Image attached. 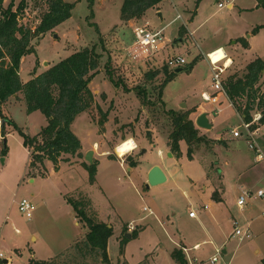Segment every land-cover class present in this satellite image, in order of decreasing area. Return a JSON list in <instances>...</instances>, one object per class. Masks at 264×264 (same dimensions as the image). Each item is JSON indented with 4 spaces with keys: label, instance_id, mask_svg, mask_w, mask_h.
<instances>
[{
    "label": "rangeland",
    "instance_id": "1",
    "mask_svg": "<svg viewBox=\"0 0 264 264\" xmlns=\"http://www.w3.org/2000/svg\"><path fill=\"white\" fill-rule=\"evenodd\" d=\"M64 1L74 5L72 17L53 32L32 41L35 52L22 60L20 76L23 82H28L35 74L44 73L74 53L88 47L97 48L102 56L101 68L90 85L95 101L91 110L78 116L71 126L72 133L80 140L84 151L93 148L95 143L101 147L97 153V181L91 183L89 173L83 167L87 153L80 157L62 155L57 164L60 168L56 171L57 165L53 162L46 159L40 163L33 158L35 147L26 148L22 137L12 125H6L3 137V120L0 118V264H5L4 261H7L6 264H29L35 255L37 261H46L49 256L64 253L67 246L63 239L75 235V231L80 234L88 232L83 225L74 228L75 211L68 202L69 198L78 201L86 194L93 198L95 206L112 214V223L121 227L146 216L148 219L145 223L152 224L147 225V229L154 227L153 230L159 234L155 216L145 212L144 208H151L158 214V219L167 223L165 215L173 218V214H176L174 225H167L165 229L172 227L176 234H180V239L189 249L191 264H264V237L257 240L255 233L244 241L231 237L235 229L233 215L238 221L250 222H258L264 216V198H257L256 195L248 201L247 208L250 210L246 212V216H237L239 195L245 190L256 194L264 189L263 183L255 187L254 191L252 188L255 179L251 176L245 180V189L240 188L242 181H238V175H244L249 170V165L243 164L242 169H238L237 164L247 159L253 161L256 156L248 141L238 139L239 144L231 147L221 146L214 141L202 144L196 148L194 160L188 158L185 143L181 145L182 156L171 158L168 142L173 129L169 112H193L197 105L205 104L200 92L204 86L211 84L212 74L207 53L220 46L228 50L235 47V42L242 47L241 38L247 39L251 35L254 37L249 38L252 50L245 55H236L235 66L226 73V78L234 74L243 76L250 63L256 59L264 60V9L258 7L257 0H165L160 5V12L148 11L139 26L149 24L153 31L165 28L164 35L169 48L144 60L133 58V32L125 29L126 35H121L123 0H95L93 9L88 0ZM228 2L234 4L233 11L227 6L219 8V4ZM19 3L20 0H16L15 5L18 6ZM8 4L9 0H5V5ZM199 8L201 11L197 15ZM239 8L247 10L241 11ZM27 15L29 23L36 25L37 12L34 14L33 11H27ZM179 16L183 19L179 20ZM258 27L261 28L256 31ZM178 56H187L190 64L195 60L197 63L188 73L176 74V70L168 69L175 77L163 89L161 86L166 80L164 68L170 58ZM223 57L225 52L221 49L212 55L214 61ZM108 70L119 86L110 81ZM149 73L157 74L149 80ZM261 89L262 93L264 79ZM140 91L142 95L138 94ZM143 98L151 105L144 104ZM239 102L240 105L245 104ZM220 103L222 106L207 104L212 109V121L216 117L213 109L223 108V112L217 117L218 124L215 121V128L209 134L213 139L219 136L226 139L234 129L243 125L241 115L233 105L234 108L229 106L226 98L222 97ZM2 113L30 137L39 135L48 126L47 118L40 112L27 113L20 94L3 105ZM104 115L107 118L102 126L100 123ZM190 117L193 120V113ZM259 118L260 115L255 114L253 121ZM254 126L262 128L256 139L264 152V126L259 120ZM149 131L151 135L148 134ZM200 131L203 134L207 130ZM129 138H134L137 143L134 153L120 157L113 150L111 157L102 158L99 155ZM4 149L7 150L6 156ZM2 159H5L4 164ZM220 159L221 171L225 175L222 190L219 189L221 179L217 174ZM95 160L94 158V162ZM120 160L126 164H122ZM32 161L36 165L33 172L30 170ZM131 161L136 162L135 167H131ZM226 162L231 164L229 168L225 166ZM156 165L165 174H173V180L161 186L147 188L149 170ZM259 173H264V163L258 168L256 176ZM206 174L216 184L217 192L224 193L223 197L232 214L229 221L219 229V239L211 236L214 233L209 226L208 214L207 217H202V223L189 219L191 211L198 215L205 212L204 206L211 193L210 188H214L207 181ZM204 187H207L206 191ZM24 199L36 206L30 221L19 210V203ZM240 226L242 230H246L245 225ZM33 236H37L38 241H34ZM134 239L138 241L137 237ZM160 239L161 243H157L159 249H152L148 245H153V241L147 245L145 240L141 243L134 242L133 251L136 253L145 245L148 251L152 250L144 258L153 262L159 253L164 254L165 248L170 247L164 233ZM203 241L206 243L195 251L194 244ZM213 243L223 246L217 251ZM224 249L228 250V255L223 254ZM256 249H260L261 253H256ZM185 256L187 259L188 256ZM214 257L218 258L216 263L212 262ZM187 261L189 264V259Z\"/></svg>",
    "mask_w": 264,
    "mask_h": 264
},
{
    "label": "trees",
    "instance_id": "2",
    "mask_svg": "<svg viewBox=\"0 0 264 264\" xmlns=\"http://www.w3.org/2000/svg\"><path fill=\"white\" fill-rule=\"evenodd\" d=\"M165 0H123L121 8V22L127 25L130 21H138L145 17L150 10H159ZM16 0H0V118L2 133L5 136V127L12 125L13 129L22 137L24 146L28 149L35 147L36 158L40 163L49 160L58 164L62 155L81 156V142L72 133L71 126L78 116L89 112L95 101L91 90V83L99 75L102 56L96 47H88L74 53L65 60L49 68L44 73L35 76L28 82H23L20 76L22 60L35 52L32 41L48 33L53 32L58 26L72 17L73 4L64 0H20L18 6ZM93 9L95 0H88ZM258 7L264 9V0H257ZM27 11L37 12V25H31L28 21ZM263 27V26H262ZM261 27H258L256 31ZM255 31V32H256ZM244 45L247 43L244 40ZM197 61H193L186 68L192 71ZM157 73H149L151 80ZM107 75L111 82L119 86L114 80V75L108 70ZM166 80L161 88L173 81L175 74L169 73L164 68ZM264 79V60L257 59L247 66L243 76L230 75L225 80V90L229 101L241 115L245 123H252L255 114L260 115V124L264 126V91L261 93V84ZM258 96V94H260ZM22 95L27 107V113L40 112L48 120V126L42 132L30 137L16 124L3 116L2 107L11 98ZM142 95L140 91L138 93ZM245 102L240 105V102ZM144 104L151 103L143 98ZM240 106H237V105ZM196 111L176 112L170 111L172 119V132L169 135V148L171 154L180 158L182 156L181 145H187V156L195 159V150L202 144H210L211 139L202 134L200 129L191 119V114ZM106 115L101 119L100 125L104 126ZM256 127L254 126L253 129ZM56 143L54 142L56 139ZM221 144V143H220ZM7 150L4 149V156ZM35 160V159H34ZM83 167L88 171L90 182H96L97 161L92 166L83 162ZM131 167L136 162L131 161ZM36 168L35 161L30 163V170ZM59 170V165L55 166ZM218 192L213 194V199H218ZM69 204L75 210L78 218L88 227V234L84 239L74 244L64 253L49 261L31 260L29 264H111L108 256V243L113 236V229L106 223L100 222L94 212L92 202L83 195L78 199H68ZM138 231L132 233L136 238ZM129 241L125 236L121 243V249ZM177 264H188L184 251L175 250L172 254Z\"/></svg>",
    "mask_w": 264,
    "mask_h": 264
},
{
    "label": "crops",
    "instance_id": "3",
    "mask_svg": "<svg viewBox=\"0 0 264 264\" xmlns=\"http://www.w3.org/2000/svg\"><path fill=\"white\" fill-rule=\"evenodd\" d=\"M226 5H227V8L230 11H233L234 10V4L232 2H228ZM239 9L241 11L247 10V9H244V8H239ZM200 11H201L200 8L196 11L197 15H199ZM157 12H160V10H157ZM143 19L144 18H142L141 20H138V21H136V20L135 21H130L129 23H127V25H124L123 23H121V26L123 27V28H121V30H122L121 35H126L125 29H129V30H131L133 32V28L137 24L139 25V23ZM193 20L194 19L192 18L191 19V24H193ZM202 25L199 26L197 28V30L200 27H202ZM162 30L164 31L165 28H163ZM249 38L253 39L254 37H252L251 35H249V37L247 39L246 38H244V39L241 38L242 41H244L246 39L245 41H246L247 45H249V46H247V48L245 47L244 42H243V46L242 47H240L238 45V43L235 42V43H233V45L235 47H230L227 50L226 48H224V46H220L218 48H215V50H213L212 52L221 49V50H223L226 53V55H227V63H228V67H229V70L228 71H230V69H232L235 66V62H236L235 57H236L237 54L245 55V53H247L250 50H252L251 40L249 41ZM239 40H240V38H239ZM167 48H169V45H167V47H166V49L164 51H166ZM212 52L207 53V55L211 54ZM182 57H184L187 60L188 64H190V62L188 61V57L187 56H182ZM40 74H42V73H37V74H35V76H38ZM200 93H201V98H202V94H204V93L213 94V91L211 89V84L208 85V86H204V88H202V90H201ZM207 104H209V103L201 104L199 106L197 105L196 112L193 113V121H194V123L196 124V120L198 119V117L200 115H202L203 113H206L207 116H208L209 122L212 125V129L209 130V131L208 130L207 131H204L203 134H205L212 141L217 142V143H221L220 144L221 146L231 147L234 144H239L238 139L236 140V138H234L232 135L230 137L226 138V139L224 137H220V136L213 139V138H211L209 136L210 132L213 131L214 128H215V125H214L215 121L218 124L217 117L219 116V114H221L223 112V108H221V109L220 108L213 109L214 112L216 110H219L220 113L218 115H215L216 117L214 118V121H212L211 120V114H212L211 113V110L212 109L210 110V108H209V106ZM221 106H222V104H221ZM229 106L232 107V108H234L230 102H229ZM261 130H262V128L260 127V131ZM229 138H231V139H229ZM131 139L134 140V138H131ZM134 142L136 143L135 140H134ZM229 143H230V146H229ZM136 145H137V143H136ZM117 147L118 146H114V147L110 148L109 150H104V151L100 152L99 155L102 158L111 157V155H110L111 154V151L114 150L115 151V154H117V152H116V148ZM100 149H101V147L100 146H97V144L95 143L94 146H93V148H90L87 151H84V148H82L81 153L82 154H85V153H88L90 151H93L94 152V158L96 159L95 161L99 162L97 160V153H98V151ZM260 149H261V147H260ZM134 151H136V149ZM134 151L131 152L130 154L134 153ZM169 151H170V149H169ZM261 151L263 152L262 149H261ZM169 153H171V152H169ZM263 155H264V152H263ZM171 158H174V156L172 155ZM117 160H119V159L117 158ZM222 160H223V158H222ZM222 160L220 159V168L217 170V174L219 176V179H221V182H220L221 185L219 186V189L221 188V190H222V187L224 186V183L223 182L225 180L224 171L223 170L221 171ZM121 163L122 164L123 163L126 164L124 161L123 162L121 161ZM263 163H264V160L259 159L257 157V155H256L255 158L253 159V161L251 159H247V160H245V162H241V163L237 164L238 169H242L243 164L249 165L248 166L249 167V170L244 175L243 174L238 175V181H242V182H240V188L246 187L245 186L246 185L245 180H246V178L249 179L248 176H251L253 179H255V181L253 183L254 187L252 188V189H254V191L256 189L255 187H257L258 185H261V184L264 183V173L263 174L259 173V175L256 176L257 175V172H258V168ZM74 165L80 166L78 164H74ZM156 166H158V165H156ZM225 166L229 168L231 166V164L229 162H226L225 163ZM153 167H155V166H152L151 168H153ZM169 169H171V168H169ZM130 170L131 169H129V171ZM164 173H165V171H164ZM165 175L167 176V182L166 183H168L169 181L171 182L173 180V174H170V176L167 175V174H165ZM205 177H206L207 181L209 183H211L210 186L211 187L214 186L213 189L210 188L211 189V193H210V195L208 197L207 203L204 206L205 212H202L199 215L197 213V218H190V216H189V219L190 220H199L198 223H202V217L203 216H206V214H208L209 215L208 220L210 221L209 222V226L213 229L212 230V233H214V234L211 233L212 234L211 236L213 238H215V239H219V229L222 228L227 221H229L230 215H232V214H231V211H230L228 202L223 197L224 193L221 194L222 191H219L218 192L219 194H217L218 195V199L217 200L213 199V196L212 195L215 193V191H217V186H216L215 183L212 182L211 178H209L207 176V174H206ZM96 181H97V179H96ZM31 182H33L32 179H31ZM203 189H204V191H206L207 190V187H204ZM243 189H245V188H243ZM260 190H264V189H260ZM225 191H227V189ZM241 194L239 195V197L241 196ZM85 196H87V198L92 202L93 208H94L93 210H94L95 214H97L99 221L100 222H103V223H106L109 226V228H112L113 229V236L111 237V239L109 240V243H108V256H109V260H110L111 264H177L176 261L173 259L172 254H173V252L175 250H181V249L186 253V254L185 253L184 254L188 256L187 259H189V264H191L190 263L191 261H190V258H189V249L187 248L186 244L182 241V239H180V234H176L174 232L175 231L174 228H172V227H171V229H170V227L167 228V229H165L166 228L165 226H167V225H171V226L174 225V219L176 218V214H173V218H171L170 216L165 215V217L167 218V221H168V223H167V222H165L163 220L161 221L160 219H158L157 216H156L158 214L154 210L152 211L151 208L145 207V208H147L146 211H145V208H144V211L145 212H149L150 215L155 216V220L154 221L158 222L156 224V228H158L160 230L159 234H157L153 230L154 227L151 228V229H147V225H152V224H150L148 222L145 223V221L148 219L146 216H144L142 218H138V220H133V221L127 223V225L121 227L120 225H115L114 223H112V216H113L112 214L105 213L101 209H99L97 206H95V204H94L95 202H94L93 198L89 194H86ZM239 197H238V199H239ZM238 199H237V201H238ZM248 201H247V204L244 207H240V206L238 207V204H236V206L239 208L238 213H237V216L238 215L239 216H243V218H244L246 216V212H249L250 209L247 208ZM243 218H240L239 217V219H243ZM78 219L79 218H78V216H77V214L75 212V224H74V228L77 229V228H79V227H81L83 225V227L85 228V230H86V228L88 229V227L83 222L78 221ZM233 220L235 221V226L236 225L240 226L241 224L242 225H245L246 229H249L252 233H255V235L257 236V238H256L257 240L260 239V238H262V237H264V216L258 222H255V220L254 221H251V222L250 221H240L239 220L240 223H241L240 224L239 221L235 218L234 215H233ZM130 225H134L137 228L136 231H138V236H137V238H138L137 240L138 241H136L132 237V233H130L128 231V227ZM199 226H200V224H199ZM126 229H127V231H126ZM74 233H75V235H72L70 238L63 239L65 241L64 243H66L65 245L67 246V248L65 249V251L67 249H69L70 247H72L77 242H79L82 239H84L86 237V235L88 234V232H83L82 234H80L77 231H75ZM162 233H164L167 236V238L169 240L168 242L170 243V247L169 248H165L164 254L159 253L156 256V259L153 262H150L147 259L145 260V258H144L145 255H147V253H149L153 248L159 249V247L157 246V243L158 242L161 243V239L160 238H161V234ZM233 233H234V231L232 232V234ZM232 234H231V237H232ZM126 235H131V238L129 239L130 242L126 243V245L124 246L123 252H122L121 243H122L123 237L124 236L126 237ZM214 235H216V236H214ZM208 236H210V235H208ZM33 240L34 241H38V237L37 236H33ZM145 240H147V245H148V242L153 241V245H151V246L148 245L149 247H152V249L150 251H148V248H146V246L143 245L140 249H138L139 251H137L135 253L133 251V243L134 242L141 243V242H143ZM204 243H206V241H203L202 243L197 242L196 244H194V246H193L194 247V250L195 251L196 250H199L201 248L202 244H204ZM213 245H214V247H215V249L217 251H219L221 249V247L223 246V244H221V246H218V244H216V243H213ZM50 251H51V249H50ZM222 252H223L224 255H228V250L224 249ZM52 253H54V252H52ZM256 253L260 254L261 253V250L260 249H256ZM55 257H57V256L56 255H54L53 257L52 256H49V258L46 259V261H49L51 259H54ZM31 260L37 261L36 260V255H35V258L32 257ZM4 263H5V261H4Z\"/></svg>",
    "mask_w": 264,
    "mask_h": 264
},
{
    "label": "built area",
    "instance_id": "4",
    "mask_svg": "<svg viewBox=\"0 0 264 264\" xmlns=\"http://www.w3.org/2000/svg\"><path fill=\"white\" fill-rule=\"evenodd\" d=\"M227 5L226 4H219V8L223 9ZM36 14V12H34ZM178 19H182L181 16ZM37 25V21H36ZM35 25V26H36ZM134 34V44L132 48L134 49L133 58H142L144 60H148L152 58L154 55L163 52L167 45L168 41L164 35V31H153L150 28L149 24L139 26L138 24L133 28ZM220 50V49H219ZM219 50L212 52L211 54L207 55V59L211 68V89L213 94L204 93L202 94V99L205 103L214 104L221 106L220 99L222 97L226 98L229 101L228 95L225 90V80H226V73L229 70L228 63H227V55L225 53V57L223 59L214 61L212 55L217 53ZM131 56V55H130ZM187 60L182 57H173L170 58L167 62V68L170 70H177L180 68H186L188 66ZM230 102V101H229ZM231 103V102H230ZM220 113L219 110H216L214 114L218 115ZM257 120H260L257 119ZM257 120L253 121L252 123H245L243 121V125L237 129H234L231 134L236 139H245L248 141L249 147L251 150L255 151L257 157L261 160H264L263 152L261 151L256 136L260 132V128L257 127L253 129L254 125L256 124ZM244 130V131H242ZM256 195L257 198L264 197V190L258 191L256 194L250 191H243L241 196L239 197L237 204L240 207H244L247 204V201ZM19 210L22 214H24L27 220H32L33 214L36 211V206L27 199L22 200L19 203ZM147 208H145V211ZM264 215V214H263ZM190 218H197V214L194 211H191L189 214ZM137 230L134 225H130L128 227V231L133 233ZM252 236V232L249 229L242 230L240 226L236 225L234 229V233L232 237L238 238L240 241H244L245 239H249ZM220 252H218V255ZM0 256H2L0 254ZM218 261L217 257H214L212 262L216 263Z\"/></svg>",
    "mask_w": 264,
    "mask_h": 264
},
{
    "label": "water",
    "instance_id": "5",
    "mask_svg": "<svg viewBox=\"0 0 264 264\" xmlns=\"http://www.w3.org/2000/svg\"><path fill=\"white\" fill-rule=\"evenodd\" d=\"M159 16H161V14ZM188 72H189V69L187 68H180L175 71L176 74H182V73H188ZM196 126L200 129L208 130V131L212 129V125L210 124L206 113H203L202 115L198 117V119L196 120ZM148 134L151 135V132L149 131ZM57 140L58 138L54 142L56 143ZM145 152L146 151H144V153ZM170 156L172 157L171 154ZM85 161L90 166L94 164V152L93 151H90L86 154ZM1 162L2 164H4L5 159H2ZM147 182H148L147 188L161 186L167 182V176L165 175L164 171L159 166H155L150 170L148 177H147ZM126 238L130 239L131 235H126ZM5 263H7V261H5Z\"/></svg>",
    "mask_w": 264,
    "mask_h": 264
},
{
    "label": "clouds",
    "instance_id": "6",
    "mask_svg": "<svg viewBox=\"0 0 264 264\" xmlns=\"http://www.w3.org/2000/svg\"><path fill=\"white\" fill-rule=\"evenodd\" d=\"M135 147L134 141L129 138L126 143H124L121 147L117 148V153L119 155L124 154L127 150H130Z\"/></svg>",
    "mask_w": 264,
    "mask_h": 264
},
{
    "label": "bare ground",
    "instance_id": "7",
    "mask_svg": "<svg viewBox=\"0 0 264 264\" xmlns=\"http://www.w3.org/2000/svg\"><path fill=\"white\" fill-rule=\"evenodd\" d=\"M216 54V53H215ZM214 54V55H215ZM214 60V59H213ZM221 60V59H220ZM230 63V62H229ZM127 142V140L125 141V142H123V143H121L118 147H121L124 143H126ZM135 143V142H134ZM117 147V148H118ZM117 148H116V152H117ZM137 148V145H136V143H135V147L134 148H132V149H130V150H127L124 154H122V155H119L118 153V155L120 156V157H124V156H126V155H128V154H130L131 152H133L135 149Z\"/></svg>",
    "mask_w": 264,
    "mask_h": 264
}]
</instances>
